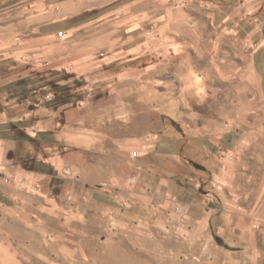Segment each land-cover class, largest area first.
I'll return each mask as SVG.
<instances>
[{
  "label": "crops",
  "instance_id": "obj_1",
  "mask_svg": "<svg viewBox=\"0 0 264 264\" xmlns=\"http://www.w3.org/2000/svg\"><path fill=\"white\" fill-rule=\"evenodd\" d=\"M170 3L0 0V207L13 203L11 193L18 187L17 180H24L30 188L37 186L46 201L58 185L63 186L64 195L75 188L73 178L63 176L64 172L71 176L75 171L71 155L75 143L65 128L75 121L71 110L65 109L71 100L44 104L40 99L50 84L59 82L56 78L92 72L96 51L103 46L120 47L123 51L119 54L128 57L142 52L162 58L190 53L197 61L211 59L214 74L223 86L212 101L213 106H224L222 113L206 116L205 124L199 115L190 117L192 123H200L191 130L190 138L202 146L207 165L190 187L185 184L188 164L180 163V182L176 181L174 192L159 166L151 181L160 174L164 213L160 212L157 219L147 217L141 224L134 221L138 226L133 229L174 235L188 250L198 252L196 260H205L206 264H264L263 0L212 3L207 12L211 18L204 20L209 38L201 33L200 24L185 21L184 12ZM10 9L18 11L13 17L18 19L8 23L2 11ZM153 24L154 36L145 31ZM87 28L95 30L83 33ZM57 47L63 49L56 51ZM31 57L60 66L24 71ZM30 75L36 76L37 82ZM24 92L32 110H28L29 116L21 113ZM232 92L237 97L233 98ZM57 106L63 108V115L50 109ZM128 143L131 139L125 137L118 149L126 151ZM145 144L138 142L140 148ZM185 144L181 146L183 151ZM133 159L128 158V163ZM10 180H15V185ZM165 191L169 194H163ZM100 197L106 205L103 218L113 222L107 216L112 214L111 196ZM120 226L125 230L127 222H120ZM3 249L0 247V252Z\"/></svg>",
  "mask_w": 264,
  "mask_h": 264
},
{
  "label": "rangeland",
  "instance_id": "obj_2",
  "mask_svg": "<svg viewBox=\"0 0 264 264\" xmlns=\"http://www.w3.org/2000/svg\"><path fill=\"white\" fill-rule=\"evenodd\" d=\"M233 1L171 0L170 4L184 12L185 21L200 24L199 29L207 38L204 20L211 18L207 13L209 6ZM197 6L203 11H198ZM17 12L10 9L2 14L10 23L18 19L13 18ZM154 29L153 24L145 31L154 36ZM94 30L87 28L82 32L90 34ZM73 48L71 45L70 49ZM62 49L57 47L56 51ZM122 51L120 47H101L96 51L98 57L92 72L60 76L56 78L57 84H50L45 94H41L44 104L63 98L71 100L65 109L71 110L69 113L75 121L65 128L75 143L71 154L75 171L71 176L64 172L63 176L73 178L75 188L64 195L63 186L58 185L50 201H46L41 199L46 197L37 186L30 188L24 180H17L18 187L11 193L13 203L0 207L2 264H206L205 260H196L194 256L198 252L188 250L174 235L136 232L133 227L134 221L157 219L160 212L164 213L160 174L155 182L151 181L159 166L172 192L180 182L177 181L181 175L180 163L188 164L189 183L183 182L190 187L201 170L193 164L205 170L207 155L190 138L191 130L200 123H192L190 117L199 115L205 124L206 116L222 113L224 106L212 104L217 97L215 92L223 89L218 83L220 78L215 76L211 59L207 57L197 61L190 53L162 58L144 52L128 57L119 54ZM35 58L24 64L27 67L24 71L60 66L58 62L47 64V60ZM30 77L37 82L36 76ZM23 97L25 106L21 113L29 116L28 110H32L28 95L24 92ZM232 97H237L236 93ZM50 109L63 115L59 106ZM229 109L234 114V109ZM125 137L131 143L123 151L118 147L121 148ZM138 142L146 144L140 148ZM131 157L134 159L129 164ZM10 183L16 182L10 180ZM106 194L111 196L113 205L112 214L107 216L113 222L116 220L115 223L103 218L106 205L100 196ZM146 200L150 201L148 205L144 203ZM124 221L129 226L125 230L124 225L120 226Z\"/></svg>",
  "mask_w": 264,
  "mask_h": 264
},
{
  "label": "built area",
  "instance_id": "obj_3",
  "mask_svg": "<svg viewBox=\"0 0 264 264\" xmlns=\"http://www.w3.org/2000/svg\"><path fill=\"white\" fill-rule=\"evenodd\" d=\"M177 6H178V7H182V6H181V3H178ZM59 36H63V33L60 32V33H59ZM132 154H133L134 157L137 156V152H134V153H132Z\"/></svg>",
  "mask_w": 264,
  "mask_h": 264
},
{
  "label": "water",
  "instance_id": "obj_4",
  "mask_svg": "<svg viewBox=\"0 0 264 264\" xmlns=\"http://www.w3.org/2000/svg\"><path fill=\"white\" fill-rule=\"evenodd\" d=\"M178 129L181 130L180 127H178ZM193 165H194L196 168H201V169H202V167L199 166L198 164H195V163H194Z\"/></svg>",
  "mask_w": 264,
  "mask_h": 264
}]
</instances>
